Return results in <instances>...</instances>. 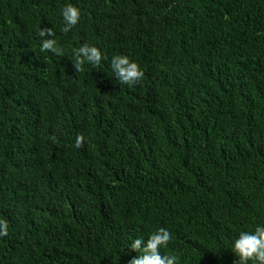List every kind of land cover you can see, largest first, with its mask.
Returning a JSON list of instances; mask_svg holds the SVG:
<instances>
[{"label":"trees","instance_id":"16d2710c","mask_svg":"<svg viewBox=\"0 0 264 264\" xmlns=\"http://www.w3.org/2000/svg\"><path fill=\"white\" fill-rule=\"evenodd\" d=\"M0 221V264H127L159 227L175 264H236L264 224V0H0Z\"/></svg>","mask_w":264,"mask_h":264},{"label":"clouds","instance_id":"9594fccd","mask_svg":"<svg viewBox=\"0 0 264 264\" xmlns=\"http://www.w3.org/2000/svg\"><path fill=\"white\" fill-rule=\"evenodd\" d=\"M79 10L66 5L61 16L64 20L63 31L67 32L79 20ZM41 37L45 35V30H41ZM51 36V32H48ZM41 49L52 52H59L53 39H44L41 42ZM101 61V53L95 47L81 46L75 52V67L80 69L82 64L88 63L98 65ZM113 75L122 85L131 86L139 81L143 73L135 62H132L124 55L113 56L110 61ZM82 137L77 136L76 147H79ZM7 235V225L0 221V237ZM170 232L165 227H159L149 234L147 240L137 237L132 239L128 247L139 252V255L132 257L127 264H175L174 255L161 254V249L170 240ZM231 253L235 257L236 264H264V224H257L252 231H240L231 243Z\"/></svg>","mask_w":264,"mask_h":264}]
</instances>
